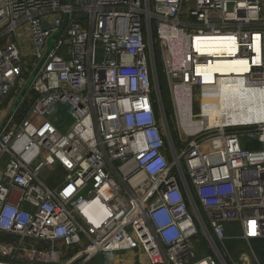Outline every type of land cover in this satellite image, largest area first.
Instances as JSON below:
<instances>
[{"label":"built area","instance_id":"obj_1","mask_svg":"<svg viewBox=\"0 0 264 264\" xmlns=\"http://www.w3.org/2000/svg\"><path fill=\"white\" fill-rule=\"evenodd\" d=\"M222 76L264 101V0H0V264H242L224 242L264 240V121L193 115Z\"/></svg>","mask_w":264,"mask_h":264},{"label":"rangeland","instance_id":"obj_2","mask_svg":"<svg viewBox=\"0 0 264 264\" xmlns=\"http://www.w3.org/2000/svg\"><path fill=\"white\" fill-rule=\"evenodd\" d=\"M53 40H51L52 42ZM164 85L165 87L168 86V94L166 96V106L169 108L170 111L169 114L171 116L170 123V129L173 132L178 133V131H181L183 133L182 126V119L179 117V113L177 110V107L174 105V93L173 90L169 87V84L166 79H164ZM223 90V89H222ZM220 90L219 89H203V97H200V90L194 91V106H193V115L199 116L201 113L205 115V117H208V121L210 123L216 126L224 125L220 122L221 117V109L218 106V102L220 101ZM172 121V122H171ZM53 171L48 168L44 173L43 177H47V180L52 185H57L55 182L54 177L52 175ZM238 233L237 228L234 226L227 228V240L224 242L225 250L228 253L229 260L231 262H239L241 258V254L245 255V260L242 262V264H248L247 258L250 261L249 264H264V248H260L257 244H249L242 242L237 239H233L232 237L235 236ZM100 264L99 262H97ZM97 263H91V264H97ZM105 264V263H104Z\"/></svg>","mask_w":264,"mask_h":264},{"label":"crops","instance_id":"obj_3","mask_svg":"<svg viewBox=\"0 0 264 264\" xmlns=\"http://www.w3.org/2000/svg\"><path fill=\"white\" fill-rule=\"evenodd\" d=\"M239 80L236 79H227L224 81L220 86V101L218 102V106L220 105L221 109V117L220 122L221 124H241V123H253L258 121L260 118L264 116V107L263 102L260 97H257V94L253 92L249 88H239L230 85ZM239 84V82H238ZM204 89H216V88H204ZM223 89V90H222ZM31 94V98L34 97L33 93ZM29 101H26L25 107L27 108ZM23 107V108H25ZM206 117L205 119L208 121ZM234 226L235 228L237 225H229L228 227ZM262 239L253 240L252 243L256 244L258 241ZM242 242L247 243L244 240H240ZM41 246H45L44 243H39ZM116 264H143L145 263V256L141 255L140 258L136 255L134 251L121 253L117 259ZM104 264V256H98L88 262L87 264L97 263ZM98 264V263H97Z\"/></svg>","mask_w":264,"mask_h":264},{"label":"bare ground","instance_id":"obj_4","mask_svg":"<svg viewBox=\"0 0 264 264\" xmlns=\"http://www.w3.org/2000/svg\"><path fill=\"white\" fill-rule=\"evenodd\" d=\"M246 69V63L245 62H234V63H230V64H226L222 67H219L217 68V70L221 71V72H228V71H232V72H236V73H242L244 70ZM227 79H234L232 77H220V79L218 80V83L216 86H213V87H205V88H219V86L224 82L226 81ZM237 80V79H236ZM187 95H188V98H189V91H187ZM263 102V107H264V101L262 100ZM185 118V117H184ZM186 119L183 120L184 122V125H186V122H185ZM259 121H264V116L262 118H260L258 121L256 122H259ZM205 125L209 126L208 125V122L207 120L205 119Z\"/></svg>","mask_w":264,"mask_h":264},{"label":"trees","instance_id":"obj_5","mask_svg":"<svg viewBox=\"0 0 264 264\" xmlns=\"http://www.w3.org/2000/svg\"><path fill=\"white\" fill-rule=\"evenodd\" d=\"M157 50V49H156ZM158 52V51H157ZM156 52V62H157V66H158V79H159V84H160V87H161V93H162V98H163V101H164V104H165V106H166V103H165V98H166V96H167V94H168V86H166L165 87V85H164V79H166L165 78V76H164V74H163V72H162V70H161V64H160V61H159V56H158V53ZM166 109H167V113H168V115H170L169 114V111L171 110L170 109V107L168 108L167 106H166ZM208 125L209 126H216V125H213V123L211 124L210 123V121L208 122ZM175 133V132H174ZM245 146L246 147H248V148H250V147H254L255 146V143H253V142H246L245 143ZM260 248H264V240H260V241H258L257 243H256Z\"/></svg>","mask_w":264,"mask_h":264},{"label":"water","instance_id":"obj_6","mask_svg":"<svg viewBox=\"0 0 264 264\" xmlns=\"http://www.w3.org/2000/svg\"><path fill=\"white\" fill-rule=\"evenodd\" d=\"M54 39H55V37L52 38V40H54ZM158 92L160 93V91H158ZM165 121H166V124H167V126H168V131H169L168 135L170 134L169 136H171V132H170V124H169V121H168V119H167L166 117H165Z\"/></svg>","mask_w":264,"mask_h":264},{"label":"flooded vegetation","instance_id":"obj_7","mask_svg":"<svg viewBox=\"0 0 264 264\" xmlns=\"http://www.w3.org/2000/svg\"><path fill=\"white\" fill-rule=\"evenodd\" d=\"M172 122V121H171Z\"/></svg>","mask_w":264,"mask_h":264}]
</instances>
